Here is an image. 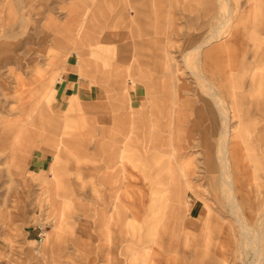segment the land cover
I'll use <instances>...</instances> for the list:
<instances>
[{
  "label": "rangeland",
  "instance_id": "374dc122",
  "mask_svg": "<svg viewBox=\"0 0 264 264\" xmlns=\"http://www.w3.org/2000/svg\"><path fill=\"white\" fill-rule=\"evenodd\" d=\"M156 1L0 0V264L157 263L153 260V253L148 255L147 250L152 251L157 246V239L153 236L157 235L161 225L158 219L151 220L148 238H142V229L135 225L130 228L134 232L128 240H101L108 247L103 249L104 253L95 256V240L83 237L94 230L92 218L79 215V207L71 201H56L52 191H47L44 186H40L39 190L33 188L14 174V153L19 149L21 140L26 138L20 128L28 135L38 137L46 133L45 136L60 140L66 137L62 131L68 123L73 122L72 128L77 125V131L85 129L84 124H77V118L67 121L56 117L44 104L22 99L25 87H34L42 82V78L38 77L39 71L48 74L59 71L61 76L69 55L62 48L63 34L72 43L82 37L90 39L86 41L88 44L93 43L95 38L99 39L96 46L87 45L82 52L75 47L74 51L81 60L82 55L95 60L103 76L109 77L110 71L126 72L129 78L123 82L125 87L148 84L150 107L142 117L135 116L136 126H143L144 139L149 137L146 150L150 152L159 147L166 152H174L178 145L181 146V164L174 168L173 158L159 159L153 154L145 178L151 187V199L153 193H165L166 189L165 204L181 201L190 209L191 204L197 202L208 210L210 234L207 237L204 230L200 234L188 233L182 240H176L179 241L177 248L173 244L170 247L181 254L183 264L252 262L254 252L243 245L245 239L239 218L231 212L230 193L221 181V148L227 125L231 133L228 171L235 181V198L241 207V218L250 227L264 232V30L246 31L245 41L249 46L242 50L241 56L245 54L247 62L237 68L231 65L229 73H226L229 78L207 79L228 109L225 125L220 109L210 98L209 88L196 75L204 74L202 50H195L197 47L190 43L193 34H197L198 43L212 34L217 25L227 18L229 10L234 11V7L241 6V2L247 10L259 9L252 16L253 26H261L259 23L263 15L260 12L264 4L261 0H228L230 3L192 0L191 4L190 0H182L180 5L178 0L177 8L181 6L188 14L182 16V23L185 24L181 29L182 43L175 46L174 0H167L169 13L165 40L160 38L157 30ZM78 10L82 20L79 29ZM229 16V26H232L233 16ZM190 20L196 23L197 30L195 25L191 30L186 28ZM227 28H224L223 35L227 34ZM127 38L143 40L150 45L129 48L109 45L110 39L124 44ZM59 52H64V55ZM122 54H127L131 61L121 62ZM142 70L154 77L133 78ZM214 70L215 75H222L220 70ZM163 71L166 77L161 76ZM159 74L160 77L157 76ZM120 81L102 79L104 86L121 87ZM163 104L166 108H162ZM159 137L162 139L160 142L157 141ZM69 161L80 165L72 176L81 190L73 191V198L101 201L105 194L97 183L101 169L92 167L86 173L78 160ZM129 162L136 170L142 171L141 165L132 160ZM168 208L161 209L166 212ZM184 216L182 220L186 224ZM202 222L205 226L206 220ZM40 229L46 233L43 243L37 239ZM27 231H31L32 238L38 242L31 252H27L25 244ZM261 262L259 264H264V256Z\"/></svg>",
  "mask_w": 264,
  "mask_h": 264
},
{
  "label": "crops",
  "instance_id": "0c3cea01",
  "mask_svg": "<svg viewBox=\"0 0 264 264\" xmlns=\"http://www.w3.org/2000/svg\"><path fill=\"white\" fill-rule=\"evenodd\" d=\"M179 1L181 5L182 0ZM191 2L192 0H190V4ZM261 4H264V0H261ZM177 6L178 0H174L175 34L173 39L175 46H180L182 43L180 37L182 25L185 26L182 23V16L188 13L183 12L181 6H179V9ZM168 9L167 0L156 1L157 30L160 38L164 40ZM257 9L247 10L241 2V6L234 7V11L229 10V15L233 16V25L229 26V18H225L222 22H225V27L228 26V32L215 40L204 43L212 37L220 25H217L213 33L207 35L200 43L197 42V34H193L190 45L194 47L202 45L201 66L204 73L202 76L206 80L229 78V74L226 73H229L231 65L237 68L247 62L245 54L243 57L241 56L242 50L249 46L245 41L246 31L251 29L258 31L264 28V17L260 18L262 27L253 26L255 25L252 17L254 15L253 11ZM261 11L260 13L264 16L263 6H261ZM77 16L79 29L80 24H82L79 10ZM195 24L190 20V23H186V28L191 30ZM195 30H197L196 25ZM62 37L64 38L62 39ZM61 39L63 40V51L69 55L60 73L61 79L55 85L56 94L51 111L56 117L64 118L63 113L68 102L71 98H75L81 104L84 115V125L82 126L85 129L65 137L62 142L59 138L51 136L27 135L26 138L21 140L19 149L14 153V174L23 183L25 182L33 188L39 190L40 186H44L47 191H52L56 201H71L79 207V215L92 218L94 230L89 232L90 235L84 234L83 237L95 240V256L98 253H104L103 249L108 247L101 240L108 238L128 240L133 237L131 233L134 231L130 228L135 227V225L142 229L140 236L148 238L151 220L158 219L161 225L157 229V235L153 236L157 239V246L153 247L152 251L147 250L148 255L151 252L153 253V260L157 262L156 264H183L184 260L181 259V254L175 250L179 246V241L176 240H182L188 233H203V230L205 232L204 236L207 237L210 228V224H207L208 210L201 203L197 204V202L191 204L190 209L181 201H171L169 204H165L163 199L167 193L166 189H164L165 193L155 192L153 198H150L149 191L151 187L145 175L149 173L151 155H157L159 159L173 158L175 160L174 168H176V165L181 164L179 160L183 156L179 145L176 147L177 149L173 150L174 152H166L159 147L157 150L150 152L146 150L149 137L147 136V139H144L143 126H136L137 117L135 118V116L142 117L150 107L148 84L125 87L123 82L126 78H129L126 72L110 71L109 77L103 76L97 62L91 59L90 56L82 55L81 60L74 51L75 47L82 52V48L87 45H98V38L93 39V43L89 44L86 41L90 39L84 37L77 38L76 41L72 40L73 43L70 42L69 38L67 40L64 34L61 35ZM100 40L102 41V39ZM151 40L154 41L153 38ZM109 45L129 48L150 44L143 40L127 38L124 44L121 41L114 42L110 39ZM231 49L233 50L232 56H230ZM75 54L77 58L74 56ZM127 54L120 56L121 62L128 63L131 61ZM235 54L237 56H234ZM219 67L221 69H218ZM214 68L220 70L222 75H215ZM163 73L161 76L166 77V72L163 71ZM157 76L160 77V74ZM153 77L149 72L142 70L133 78L149 79ZM106 78L121 80L122 86H104L102 79ZM208 83L210 84L209 81ZM165 105L163 104L162 108ZM73 119L77 120L80 125L82 124L78 120V115L75 114ZM157 141L160 142L162 139L159 137ZM173 142L178 141L173 140ZM61 143H63V146L60 149ZM11 154L13 155V153ZM56 155H59V157L57 158ZM70 159H76L78 163L83 164L82 167L86 173L87 170L90 172L93 169L92 167L101 169L97 175V183L101 186L100 189L105 192L101 201L73 198V191L81 190L72 176L80 165L74 161L70 162ZM133 159H137V161ZM130 160L138 166L141 165L142 171L136 170L130 164ZM188 187L191 188L189 183ZM226 191L228 192V190ZM165 206L169 207L166 212L161 209ZM163 212L165 214L164 219ZM183 216L186 219V224H183ZM204 219L206 220L205 226L202 225ZM31 233V231H27L25 237L27 252H31L38 245L37 239L32 238ZM97 240H100V242H97ZM172 244L175 245L174 249L170 248Z\"/></svg>",
  "mask_w": 264,
  "mask_h": 264
},
{
  "label": "bare ground",
  "instance_id": "6f19581e",
  "mask_svg": "<svg viewBox=\"0 0 264 264\" xmlns=\"http://www.w3.org/2000/svg\"><path fill=\"white\" fill-rule=\"evenodd\" d=\"M225 3L228 2V0H223ZM255 3V2H254ZM257 6V5H256ZM228 7V6H227ZM254 12V11H253ZM229 13V12H228ZM221 15V14H220ZM253 15V14H252ZM262 15V14H261ZM222 16V15H221ZM228 16V15H227ZM230 17V16H229ZM227 17V18H229ZM264 17V16H263ZM231 18V17H230ZM229 18V19H230ZM227 20V19H226ZM223 21V20H222ZM257 21V20H256ZM221 22V20L219 21V23ZM225 22L220 23L218 25H220L219 27H217V31L212 35V37L210 39H208L207 41H205L204 43H207L209 41L215 40L216 38H220V36L223 35V28ZM229 24V22H228ZM260 24V23H259ZM230 25V24H229ZM262 27V26H261ZM264 29V28H263ZM262 29V30H263ZM263 34V33H262ZM261 36V35H260ZM264 37V36H263ZM59 40V38H57ZM56 39V40H57ZM203 43V44H204ZM201 46L197 47V51L200 52L201 50ZM63 48V47H62ZM261 49V48H260ZM58 54H63L64 52L61 53L59 52ZM198 55V54H197ZM59 56V55H58ZM39 78H42V82L34 87H25L22 90V99L24 100H28V101H33L36 102L37 104H44L45 108L48 111H51V107H52V103L55 100V95L56 94V83L61 79L59 76V71H53V73H46L43 71H39L38 74ZM197 76H199V78H201L205 85L209 88L210 90V95L212 99H214L217 107L220 109V114L221 117L223 119V122L225 120L226 124L228 122V109L224 103V101L222 100L221 96L218 94V92L208 83V81L200 74H196ZM25 86V85H24ZM237 91V90H236ZM243 91V90H242ZM239 96V95H238ZM247 96V95H246ZM235 100V99H234ZM243 100V99H242ZM247 100V99H246ZM236 102V101H235ZM234 102V103H235ZM241 102V101H240ZM246 103V102H245ZM241 105V104H240ZM218 109V110H219ZM238 111V110H237ZM29 112V111H28ZM27 114V113H26ZM78 115L79 117V121L84 124V115H83V111L81 109V104H79V101L75 100V98H71V100L68 102L67 108L63 113V117L65 118V120L69 121L70 119H72L74 116ZM24 115V114H23ZM34 116V115H33ZM30 117V116H29ZM27 122V121H26ZM77 121H75L74 123H76ZM225 122L223 125H225ZM68 123V122H67ZM73 123V122H72ZM72 123H68L64 126L63 131H62V135L66 137L71 136L74 134L75 130L77 129L75 125V128H72L74 126V124ZM78 124V122H77ZM22 130V131H21ZM77 131V130H76ZM20 132H22L21 134L26 137L28 135V133L26 132V130H23L22 128H20ZM46 134V133H45ZM44 134V135H45ZM230 129H228L227 125H225L224 127V131H223V135H224V144H223V148L219 147L222 149V156H221V164L223 165V180L224 183L227 185L226 190H228V192L230 193L229 198L231 199V212L232 214H234L235 216H237L239 219V224L241 226V231H242V235L245 239V242H243V245L249 246L252 251L254 252V257L253 260L250 264H259L264 256V232H259L258 228L255 227H250L248 224H246L245 220L241 218L242 215V211L240 210L241 207L238 204L237 200H236V193H235V181L232 178L233 175H231L228 171L229 168V136H230ZM43 136V135H42ZM41 138V137H39ZM65 137H62L61 142L64 140ZM232 139V138H231ZM63 143H61L60 145V149L62 148ZM57 158L59 157V155H56ZM232 158V157H231ZM231 164V163H230ZM238 166V165H235ZM222 176V175H221ZM239 178V177H238ZM16 196V195H15ZM16 200V199H15ZM17 203V202H16ZM17 206V205H16ZM17 210V209H16ZM13 211V210H12ZM12 214V212H11ZM10 215V214H9ZM236 217V218H237ZM10 220V219H9ZM21 223V222H20ZM18 229V228H17ZM22 231V230H21ZM262 263V262H261Z\"/></svg>",
  "mask_w": 264,
  "mask_h": 264
},
{
  "label": "built area",
  "instance_id": "2783aa9c",
  "mask_svg": "<svg viewBox=\"0 0 264 264\" xmlns=\"http://www.w3.org/2000/svg\"><path fill=\"white\" fill-rule=\"evenodd\" d=\"M45 237H46V233L44 232L43 229H40V232L37 235L38 242L43 243V241L45 240Z\"/></svg>",
  "mask_w": 264,
  "mask_h": 264
}]
</instances>
